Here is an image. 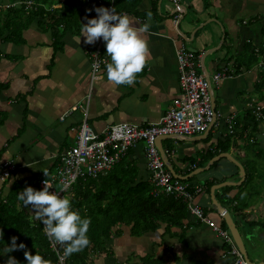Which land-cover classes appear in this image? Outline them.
<instances>
[{"label": "crops", "instance_id": "0c3cea01", "mask_svg": "<svg viewBox=\"0 0 264 264\" xmlns=\"http://www.w3.org/2000/svg\"><path fill=\"white\" fill-rule=\"evenodd\" d=\"M15 1L18 0H0L5 4ZM126 2L132 9L125 13L136 26L148 22L147 13H152L151 26L143 34L149 57L132 85H115L108 80L106 69L92 82V52L101 39L95 44L84 43L82 28L97 13L80 14L75 28L61 25L63 33L58 25L48 27L45 17L26 25L7 26L9 20L2 16L0 162L13 160L18 168L12 178L0 180V200L14 181L36 176L39 185L44 171L55 169L60 154L75 143L83 112L73 111L64 120L61 116L90 92L89 121L97 132L123 122L148 125L159 121L180 92L177 52L186 47L196 53L200 72L211 77L217 71H226L229 76L219 84L212 83L218 114L208 127L210 130L191 137H168L162 145L168 150L174 170L180 176H188L190 179L185 181L192 187H202L195 201L207 217L222 225L214 197L236 217L239 226L245 223L257 235L264 227V187L261 189L259 184L252 188L244 183L256 174L264 183V166L263 172L256 170L253 157L246 153L247 149L254 151V163L264 156V112L257 116L255 111L264 100L260 101L254 90L260 64L242 65L235 73V60L247 55V47L251 46L248 52L259 54L257 49L264 45V0ZM55 6L45 5V9L49 11ZM10 8H1L0 12L5 14ZM248 111L257 117L258 123L242 131L238 125H243ZM225 152L242 163L245 176L231 156L210 165L214 157ZM123 158L138 167L137 179L150 178L143 143L130 146ZM257 196L261 197L259 206L253 203ZM188 212L183 228L174 227L173 234L166 233L163 227L133 236L127 226L108 243L109 253L97 257L100 264H143L142 258L151 253L162 256L165 264H193L194 260L202 264H233V257L225 254L230 245L212 226L196 218L189 209ZM30 215H34L31 207ZM240 229L247 247L253 244L246 239L241 226ZM250 254L248 251L251 258Z\"/></svg>", "mask_w": 264, "mask_h": 264}, {"label": "trees", "instance_id": "16d2710c", "mask_svg": "<svg viewBox=\"0 0 264 264\" xmlns=\"http://www.w3.org/2000/svg\"><path fill=\"white\" fill-rule=\"evenodd\" d=\"M33 1L36 4H31L29 7L21 5L6 9L5 14L0 12V36L3 15L9 20L7 26L26 25L38 17H45L48 27L53 28L58 25L62 27L60 31L63 33L65 29L61 25H74L73 22L77 23L80 20V14L91 16L96 14L97 7H103L102 4L94 7L85 6L88 9L84 10L81 9L84 6L83 3L71 0ZM104 1L105 3L111 2L118 14L132 9L130 5H127L126 0ZM54 4L57 5L55 8L51 7L49 11L45 9V5L53 6ZM76 9L78 13H73L72 10ZM55 34L58 32L56 31ZM11 35L15 34L11 32ZM57 37L55 35V38ZM247 49L250 50L251 46ZM248 50L247 55L235 60L237 63L235 73L242 65L251 67L260 64V61L264 59V45L259 47V54L252 50L248 52ZM259 70V78L254 90L259 94L261 101L264 100V64L259 65ZM247 113L245 121H242L243 125L241 122L238 125L242 131L252 125L255 127L258 123L253 113L250 111ZM137 176L136 166L128 164L123 158L108 174L98 178H82L73 185L68 197L73 210H78L82 218H90L91 223L87 235L91 243L83 251L67 257L65 264H93L92 256L108 254V243L115 236L121 235L127 226L130 227L133 236L156 231L163 227L166 233L173 234L174 227L183 228L185 219L189 215L186 202L173 195L154 193L151 179L139 180ZM28 186L41 190L36 176L23 177L14 181L7 195L0 200V264H6L9 256L15 257L19 264H27L24 256L25 250H15L7 255L2 253L3 248L11 244L13 236L17 237V244L24 243L26 250L33 255L38 252L52 264H61L57 252L51 247V242L45 235L43 223L35 219L34 215L31 216L30 206L25 207L18 199V194ZM248 224L251 225V223ZM220 226L229 232L224 218ZM60 249L63 250L61 246ZM142 262L143 264H165L166 260L162 256L157 257L151 253L144 256Z\"/></svg>", "mask_w": 264, "mask_h": 264}, {"label": "built area", "instance_id": "2783aa9c", "mask_svg": "<svg viewBox=\"0 0 264 264\" xmlns=\"http://www.w3.org/2000/svg\"><path fill=\"white\" fill-rule=\"evenodd\" d=\"M71 1L83 3L85 6L94 7L102 4L103 7L113 8L111 2L105 3L104 0ZM31 4H34L33 0H18L6 4L0 2V9L21 5L29 7ZM110 59L106 54V44L101 38L100 45L92 52L93 83L106 69V62H110ZM177 60L180 92L173 98L170 106L157 122L148 125L123 122L113 124L102 132H97L89 121L90 93L82 102H78L66 111L61 116L62 120L73 111L81 110L83 112V119L75 143L60 154L57 166L47 172V177L43 175L40 178L39 186L42 190L43 181L48 179L54 187L50 191L60 192L63 189L60 195L66 196L78 180L98 178L108 174L125 156L130 146L143 143L154 193H164L183 199L191 214L212 226L213 230L230 245L225 254L233 257V264H249L229 232L207 217L201 205L195 201L196 195L202 191V187H192L187 183V180L174 176L158 148L157 142L160 137L163 139L191 137L208 130L218 114L217 111L215 113L212 103V83L219 84L223 78L229 76L226 71H217L211 77L200 72L201 64L196 53L186 47L179 48ZM262 64H264V59L260 61V65ZM260 106L259 110H255L257 116L263 112L264 103ZM165 151L168 155V150L165 149ZM17 168L18 166L13 160L0 162V180L5 181L12 178ZM50 242L51 247L57 252L59 262L65 264L66 258H63V250L60 249V245L53 240Z\"/></svg>", "mask_w": 264, "mask_h": 264}, {"label": "clouds", "instance_id": "9594fccd", "mask_svg": "<svg viewBox=\"0 0 264 264\" xmlns=\"http://www.w3.org/2000/svg\"><path fill=\"white\" fill-rule=\"evenodd\" d=\"M97 16L87 19L83 24L84 43L95 44L101 38L106 44V54L111 58L106 62L107 78L115 85H132L137 74L143 71L149 57L148 43L143 35L148 32L152 13H147L148 22L136 26L126 13H117L115 8L97 7ZM81 37V36H80ZM80 43V38L77 40ZM95 67V65H94ZM47 177V172L44 171ZM42 190L28 186L18 194L25 207H31L35 219L44 225L49 240L63 248V258L83 251L91 243L87 233L90 218H82L78 210H73L70 198L60 195L63 192L50 191L53 184L45 179ZM17 237L3 248L7 255L15 250H25L27 264H52L40 253L33 255L26 250L24 243L17 244ZM6 264H19L15 257L9 256Z\"/></svg>", "mask_w": 264, "mask_h": 264}, {"label": "water", "instance_id": "95a60500", "mask_svg": "<svg viewBox=\"0 0 264 264\" xmlns=\"http://www.w3.org/2000/svg\"><path fill=\"white\" fill-rule=\"evenodd\" d=\"M215 95L212 94V103H213V107L215 109V113H216V102H215ZM216 119V118H215ZM210 129H208L209 131ZM207 131V132H208ZM162 139L163 137H160L158 139V142H157V145H158V148L163 156V158L165 159V161L167 162L168 164V167L170 168V170L172 171V173L174 174V176H178L180 179H188V176H180V174H178L172 164L170 163V159H169V156L167 155L163 145H162ZM231 156L229 153L225 152V153H222L221 155L219 156H216L214 157L211 162H210V165L214 162V161H217L218 159L220 158H223V157H229ZM232 160L234 162H236V164L239 166L240 170H241V175L245 176V168L244 166L242 165V163H240L239 161H237L235 158H233L231 156ZM209 167V166H208ZM207 167V168H208ZM204 170V168L201 169V171ZM225 185H228V183H233V182H224ZM220 185V184H219ZM223 185V184H221ZM218 185H215V187H217ZM213 202H214V207H215V210L218 211V213L225 219L226 221V224H227V227L229 229V232L235 242V244L237 245V247L239 248V250L242 252L243 256L245 257V259L247 260V262L249 264H264V260L260 261V262H254L253 260L250 259L249 255H248V250H247V245H246V241H245V235L242 233L241 229H240V226L238 225V223L236 222V217L223 205H221L214 197H213ZM250 234H247L246 236V239H250L251 242L254 244V240H252L254 237V234L253 235H250Z\"/></svg>", "mask_w": 264, "mask_h": 264}, {"label": "rangeland", "instance_id": "374dc122", "mask_svg": "<svg viewBox=\"0 0 264 264\" xmlns=\"http://www.w3.org/2000/svg\"><path fill=\"white\" fill-rule=\"evenodd\" d=\"M77 25H79L78 24V22H77V24L75 25H72V27L73 28H75ZM90 94H91V92H90ZM246 153H248V155L250 156V157H253V159H252V162H253V164L252 165H254L253 167L256 169V170H258V171H260V172H263V167L262 166H264V156H262V157H260V159L258 158V161H257V163H254V159H255V157H256V155L254 154V151L253 150H249V149H247L246 150ZM257 160V159H256ZM255 160V161H256ZM137 169H138V167H136ZM139 170V169H138ZM254 173L256 174L257 173V171H255L254 170ZM246 186H248V187H256V186H258L259 184H260V188L261 189H263V187H264V183L262 184V179H260L259 177H258V174H256V176H254L253 178H248L247 179V181L244 183ZM66 196L68 197L69 196V194L67 193L66 194ZM255 197V196H254ZM261 199V197H256V199H254V201H253V203H256V205H261V202L259 201ZM233 212V211H232ZM241 226V228L244 230V233L246 232V235L247 234H250V235H253L255 232H254V228H250V226H248L247 224H241L240 225ZM251 231V232H250ZM259 231V230H258ZM261 231V232H260ZM260 231H259V233H257V235L256 234H254V238L252 239V240H254V244H248V247H247V250L251 253L250 255H251V258H253L254 260V262H260L259 260H261V259H264V239L262 238V236H263V234H264V227H261V229H260ZM254 232V233H253ZM249 235V236H250ZM104 255L105 254H103L102 255V257H104ZM253 255H255V257H253ZM99 255H93L92 257V259L94 260V263L93 264H100V262H99V258H97ZM228 257H229V255H227ZM250 258V259H251ZM257 258V259H256ZM193 264H202V262H200V261H197V260H194V262H193Z\"/></svg>", "mask_w": 264, "mask_h": 264}, {"label": "bare ground", "instance_id": "6f19581e", "mask_svg": "<svg viewBox=\"0 0 264 264\" xmlns=\"http://www.w3.org/2000/svg\"><path fill=\"white\" fill-rule=\"evenodd\" d=\"M229 234H230V232H229ZM231 235V234H230ZM232 237V236H231Z\"/></svg>", "mask_w": 264, "mask_h": 264}]
</instances>
